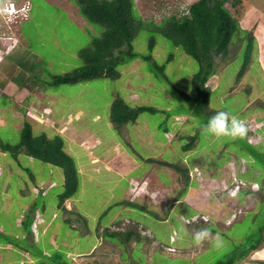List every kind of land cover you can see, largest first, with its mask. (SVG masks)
Listing matches in <instances>:
<instances>
[{"label": "rangeland", "instance_id": "obj_1", "mask_svg": "<svg viewBox=\"0 0 264 264\" xmlns=\"http://www.w3.org/2000/svg\"><path fill=\"white\" fill-rule=\"evenodd\" d=\"M29 1V16L4 10V2L24 7ZM29 1L0 0V62L23 46L38 56L36 88L20 101L0 96V138L16 143L24 120L35 134H60L77 167L79 186L63 203L65 211L58 205L61 167L21 154L23 167L0 150V234L5 236L0 238V264H217L241 250L248 253L256 240L257 248L236 264H264V0L226 1L232 16L248 29L252 1L257 10L263 7L262 13L256 11L257 29H251L255 50L239 76L242 41L231 43L206 82L208 105L244 121L248 133L243 138L217 137L199 126L180 97L190 90L198 62L153 30V23L187 13L190 1L174 9L173 0H135L147 20L132 47L153 60L137 56L121 63L116 78L99 75L61 84L50 83L51 76L80 66L79 50L101 27L89 24L73 0ZM151 36L154 46L148 47ZM115 96L154 110L116 127L109 120ZM30 104L37 109L32 116H15L11 110L26 111ZM195 133L193 145L183 148ZM164 162L188 168V192L183 190L185 176ZM31 187L47 189L35 195ZM239 189L236 198L229 195ZM34 202L44 218L36 224V240L27 223ZM126 228L140 240L133 236L118 242L106 234ZM202 228L213 236L221 233L223 245L217 247L211 237L197 243L194 234Z\"/></svg>", "mask_w": 264, "mask_h": 264}, {"label": "trees", "instance_id": "obj_2", "mask_svg": "<svg viewBox=\"0 0 264 264\" xmlns=\"http://www.w3.org/2000/svg\"><path fill=\"white\" fill-rule=\"evenodd\" d=\"M73 1L77 5L81 16L89 24L93 25L94 28H97V25H99L101 31L93 33L96 35L92 36L90 43L79 50L78 53L83 61L82 64L69 71L53 74L50 83H75L99 75L116 78L119 75L116 69L119 64L137 56L146 59L151 58L150 55L138 54L132 47L133 38L147 20L140 16L135 0ZM226 1L197 0L188 7L187 13L179 17L170 15L162 20L161 24H155L151 20L156 26H154L155 29L153 30L160 31L172 43L182 46L184 52L191 55L198 62V70L191 78L190 90L188 92L181 91L180 97L186 102L188 108L192 111L191 113L198 118L199 126L203 129L208 119L219 111H215V109L208 105V95L211 90L206 84L209 76L215 72L216 61H218V58L219 60H223L227 56L228 46L231 43L242 41L239 51L243 52L244 57L240 71L238 72V75L241 76L255 50L254 31L251 32L253 28L241 27L239 22L233 17L234 15L232 16L231 11L226 7ZM244 34L246 37L243 36ZM153 46L154 37L151 36L148 41V47ZM25 50L28 49L25 48ZM150 60H153V57ZM156 67L162 69V65ZM35 68L33 69L35 70ZM29 77L35 80L36 83L38 82V76L33 74V70L29 73ZM153 110L152 106L144 104L131 105L121 96H115L110 104L109 120L114 126L120 127L122 124L136 120L140 112ZM196 137L197 133L190 134L188 136L189 140L184 143L183 148L187 149L191 147L197 139ZM0 150L10 153L20 166L23 165L19 156L25 154L40 161L61 167L63 170V190L58 194V205L66 211L63 203L66 199L72 198L76 193L79 186V177L73 157L64 149V140L60 134L48 135L44 131L35 134L32 131L30 122L24 120L20 128L19 140L14 144H10L0 138ZM168 163L164 162L162 164L170 166L173 164V162ZM173 165L185 176L186 183L183 190L187 191L188 189L186 188L190 185L191 181L187 176L188 168ZM25 169L29 170L28 167H25ZM30 175L33 182L36 183L33 175ZM42 189H32V191L35 195H43L47 187L44 190ZM240 191L241 189L237 191L235 198L240 195ZM28 209L33 213V216L30 215L31 219L29 218L27 221L29 231L31 232L32 239L36 240L39 235L36 224H42L44 218L36 212L38 208L35 202ZM23 222V220L20 221V223ZM106 234L110 238L117 239L116 241L119 238V241L127 242L133 236L140 240L139 234L131 228H126L123 231H106ZM4 237L0 234V238ZM259 242V240L254 241L248 247V253H246V250H241L235 258L234 255H230L225 262L217 264H236L240 260L245 259L246 256L249 257L251 251L257 248Z\"/></svg>", "mask_w": 264, "mask_h": 264}, {"label": "crops", "instance_id": "obj_3", "mask_svg": "<svg viewBox=\"0 0 264 264\" xmlns=\"http://www.w3.org/2000/svg\"><path fill=\"white\" fill-rule=\"evenodd\" d=\"M185 1H190L194 2L196 0H173L172 4L175 9V4L176 3H181L183 4ZM252 12L250 11V14H254V17L252 20V25L250 28H253V31L257 29L258 23L256 22V11H260L263 7H260V9L257 10L259 5H255ZM144 4V3H143ZM148 4V3H146ZM157 3V8L159 9L160 6ZM161 8L167 9V7L164 6V4H160ZM156 10L155 13H159L160 10ZM260 16H262L260 14ZM259 18V17H258ZM249 19V17H248ZM26 47H19L16 49V52L12 53L11 55H8L6 59L2 60L0 62V96L5 97L8 96V98H14L17 101L22 100L25 98V96L33 89L36 88V82L35 80L31 79L29 77V73L35 68V61L38 59V56L31 52L30 50H25ZM12 56H16V58L12 59ZM10 58V59H9ZM42 95V94H41ZM31 105V104H30ZM27 105V108L30 106ZM32 107H35L32 105ZM35 109V108H34ZM11 110L15 116H19L21 114V111L17 109V107L11 106ZM37 110V109H35ZM34 112H37L35 111ZM0 121L3 122V118L0 116ZM0 122V123H2Z\"/></svg>", "mask_w": 264, "mask_h": 264}, {"label": "clouds", "instance_id": "obj_4", "mask_svg": "<svg viewBox=\"0 0 264 264\" xmlns=\"http://www.w3.org/2000/svg\"><path fill=\"white\" fill-rule=\"evenodd\" d=\"M29 3H31V2L29 1ZM192 3L193 2H191V4ZM30 8H31V4H30ZM27 16H29V11H28ZM34 110L35 109H34V107H32V105H30L26 111H22V108H20L19 111H21V114L19 116L20 117L22 116V114H23L22 112H28L27 115L32 116ZM27 115L25 113V116H27ZM204 127H205L207 133L213 134L217 137H219V136H231L233 138H237V137L243 138L248 133V127L244 121H242L237 115L229 112L228 110H223V109L217 111L214 115H212L208 119V121L204 125ZM50 185H51V183L49 182L48 186H50ZM256 187L259 188L260 185L257 184ZM229 195L235 197L237 195V192L235 190H233L229 193ZM234 217H235V214L232 216V218H234ZM183 230H184V226L181 225L180 231L182 232ZM209 237L214 239L215 245L217 247L222 246L224 243V239H223V236L221 235V233L217 232L213 236V234L209 228H202V229L196 231L194 234V240L197 243H199L205 239H208Z\"/></svg>", "mask_w": 264, "mask_h": 264}, {"label": "built area", "instance_id": "obj_5", "mask_svg": "<svg viewBox=\"0 0 264 264\" xmlns=\"http://www.w3.org/2000/svg\"><path fill=\"white\" fill-rule=\"evenodd\" d=\"M4 4H5L4 10L7 11V13L11 14L13 11H16V12L21 13L22 17L26 16L24 14L28 15V11L30 9V3L29 2H25L23 4L24 7H15V4L13 2H11V3L4 2ZM8 7H10L11 9H9Z\"/></svg>", "mask_w": 264, "mask_h": 264}]
</instances>
